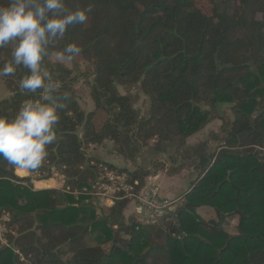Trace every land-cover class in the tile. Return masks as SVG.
<instances>
[{"label": "trees", "instance_id": "1", "mask_svg": "<svg viewBox=\"0 0 264 264\" xmlns=\"http://www.w3.org/2000/svg\"><path fill=\"white\" fill-rule=\"evenodd\" d=\"M89 5L87 21L48 51L81 48L74 59L90 64L95 110L81 108L65 79L71 72L45 57L59 88L53 97L65 105L46 156L65 177L63 191H35L0 157V218L9 217L0 264H264V152L256 150L264 149V0H66L67 10ZM10 47L0 48V67ZM26 72L20 66L5 76L17 87L0 102V116L13 119L28 99L46 102L43 90L20 89ZM119 86L140 87L145 118ZM229 105L225 148L208 156L205 146L194 149L200 179L183 198L179 224L177 209L155 228L127 222L128 200L107 210L84 192L108 171L126 175L137 192L149 175L97 164L91 152L104 141L182 150L211 121H226L218 113Z\"/></svg>", "mask_w": 264, "mask_h": 264}, {"label": "clouds", "instance_id": "2", "mask_svg": "<svg viewBox=\"0 0 264 264\" xmlns=\"http://www.w3.org/2000/svg\"><path fill=\"white\" fill-rule=\"evenodd\" d=\"M92 5L67 10L66 0H7L0 3V48L14 42L11 59L0 67V77L12 75L22 66L27 70L19 82L22 91L37 93L40 100L22 102L13 119L0 116V157L24 175L41 167L47 147L56 140L58 111L65 105L53 97L58 85L43 67L51 55L60 62L72 61L81 53L75 43L50 54V44L62 38L70 26L84 24ZM62 99H67L65 95Z\"/></svg>", "mask_w": 264, "mask_h": 264}, {"label": "crops", "instance_id": "3", "mask_svg": "<svg viewBox=\"0 0 264 264\" xmlns=\"http://www.w3.org/2000/svg\"><path fill=\"white\" fill-rule=\"evenodd\" d=\"M6 90H2L3 94H7ZM12 95L5 99H9ZM92 109L95 110V105H93ZM221 112L225 113L227 111L222 108ZM221 117H224V114ZM232 122L233 120L221 121L220 119L211 121L201 132L189 138L185 144L186 148L182 150H177L168 144L161 153L157 152L152 146L148 148L139 147L132 150L115 141L106 140L99 148L91 152V157L94 158L97 164H109L131 173L139 168L144 169L149 173L146 178H156L161 189L162 198L179 201V204H182L184 196L194 188L200 179V172L198 171L200 160L194 149H198L202 145L205 146L203 155L207 156L224 149L223 137ZM187 152L191 153L188 159L185 157ZM157 162L162 164L159 169L156 168ZM13 174L20 180H29L35 191H58L63 185L57 179L47 181L32 180L31 171L20 175L13 170ZM181 204L178 208H180ZM113 206L104 209L108 210L113 208ZM124 216L127 222L131 219L139 223L145 213L139 210L136 204L130 203L124 211ZM153 227L155 228V226H151V228Z\"/></svg>", "mask_w": 264, "mask_h": 264}, {"label": "built area", "instance_id": "4", "mask_svg": "<svg viewBox=\"0 0 264 264\" xmlns=\"http://www.w3.org/2000/svg\"><path fill=\"white\" fill-rule=\"evenodd\" d=\"M257 152H264V149L257 147ZM41 167H49V172L38 168L31 171L32 180L47 181L51 179L60 180L63 183L65 177L56 167L50 166V161L46 158L42 162ZM50 175L49 179H45ZM60 190L63 191V185ZM67 192V191H65ZM88 195L96 198L100 207L107 208L115 205L118 200H128L138 206L139 210L144 211L145 217L139 222L143 226H156L158 222L164 218L170 211L179 207V201H172L160 196L161 189L159 184L153 182V178L149 177L144 187L137 192L135 186L128 180L126 175L107 172L102 182H96L92 186V192L84 189ZM79 195L78 192L74 193ZM9 220L8 216L0 218V248L7 244L5 239L4 223Z\"/></svg>", "mask_w": 264, "mask_h": 264}, {"label": "rangeland", "instance_id": "5", "mask_svg": "<svg viewBox=\"0 0 264 264\" xmlns=\"http://www.w3.org/2000/svg\"><path fill=\"white\" fill-rule=\"evenodd\" d=\"M202 6H204V4H202ZM10 48L11 50H13V47H10ZM47 64H50V65L59 64L71 72L68 78L66 76L65 79L68 82L72 83L71 87L73 88L72 90L76 92V98H77L79 105L86 113L93 112L94 109L92 108H93V105L95 104L92 99V82L94 81V77L92 76L91 73H89V70H90L89 62L86 61L85 59H82V57H77L76 59H73L72 61L60 62L55 59L54 55H51V57L47 60ZM18 79H19L18 81L20 82L22 77ZM16 87H17V83L16 81H13V79H10L9 77L6 78L5 76L0 77V102L3 101L5 98H8L10 95H12ZM4 89H7L6 90L7 94H3L2 90ZM58 89L59 88L57 87L56 90ZM118 91L121 95L128 96L132 100L134 107L140 112L141 117L143 118L146 117L147 111H148L147 99L145 95L142 92H140V87L131 89V88H124V87L119 86ZM223 108L227 112L225 113L219 112L218 113L219 116L221 117L222 114H224L225 120H230V121L234 120V113L232 112L233 106L231 105L223 106ZM156 168L158 169L160 168L159 163L156 164ZM48 172H49V169L47 168L46 173ZM148 178L145 179V182L148 181ZM153 182L157 183L156 178H153Z\"/></svg>", "mask_w": 264, "mask_h": 264}, {"label": "water", "instance_id": "6", "mask_svg": "<svg viewBox=\"0 0 264 264\" xmlns=\"http://www.w3.org/2000/svg\"><path fill=\"white\" fill-rule=\"evenodd\" d=\"M183 210H184L183 208H177V210H175L176 211V217L178 219V224H179V220H180L181 213L183 212ZM178 230H180V227H178ZM228 247H229V244L227 245V248ZM217 256L219 258V254Z\"/></svg>", "mask_w": 264, "mask_h": 264}]
</instances>
